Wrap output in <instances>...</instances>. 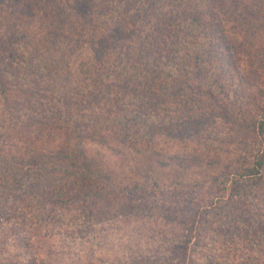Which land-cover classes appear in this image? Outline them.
Masks as SVG:
<instances>
[{
  "label": "trees",
  "instance_id": "trees-1",
  "mask_svg": "<svg viewBox=\"0 0 264 264\" xmlns=\"http://www.w3.org/2000/svg\"><path fill=\"white\" fill-rule=\"evenodd\" d=\"M262 16L264 0H0V95L9 116L0 128L6 126L5 120L13 121L10 128L24 142L25 151L33 152L35 141H44V137L32 134L34 125L53 130L69 128L67 122L61 125L67 116L74 130L83 125L92 131L83 119L91 117L90 121L98 126L100 117L93 110L104 109L112 101L120 117L111 121L113 127L107 129L105 137H113L111 144L123 145L121 153H132V146L136 150L145 134L149 142L156 136L201 142L207 133L229 131L235 140L244 142L226 172L189 179L182 183L183 188H173L168 194L160 191L162 195L136 182L130 185L128 180L89 160L97 178L77 166L75 172L55 169L67 174L66 183H46L43 180L50 171L48 160L54 155L58 159L62 150L54 154L36 150L26 157L0 150L1 170L19 169L18 178H12L15 184H7L0 193V218L10 214L14 203L16 210L25 202L36 214L32 215V223L35 218L48 222L43 234L53 236L63 226L56 209L75 210L79 212L75 218L87 226L84 231L88 234L104 211L139 207L145 218L163 219L183 231L176 235L179 243L167 247L174 259L170 260L172 257L163 255L161 250L151 251L142 256V264H187L193 262L195 249L191 242L203 234V223H213L211 216L220 215L227 207L229 213L225 219L223 215L218 217L221 224L215 225L219 232L223 227L227 233L241 228L248 236L247 249L252 251L259 246L264 239V50L254 49L248 41L253 42L262 30L263 25L258 22ZM250 19L254 24L248 29L252 31L242 32L247 38L230 29L234 21ZM83 46H88L90 53L72 69L71 62ZM243 53L249 59L243 58ZM221 59L230 62L239 82L244 84V99L260 116L239 117L236 109L221 99L219 89H214L209 81L210 64ZM107 75L115 79L108 82L104 79ZM247 86L254 88L248 91ZM134 96L145 107L161 105L166 113L171 108L175 113L169 117L158 115V122L147 121L141 129L143 110L138 106V113L129 110L134 108L135 103H130ZM204 103L210 108L204 110ZM72 104L83 108L74 112ZM26 112L29 113L24 115ZM253 143L259 147L250 148ZM185 153L173 158L198 161L197 154L188 159ZM25 158L29 161L23 163ZM72 166L76 167L75 163ZM154 185L160 187L157 178ZM7 189L14 193H6ZM247 189L252 193V203H248L245 194L241 200L234 199ZM8 196L15 197V202H9ZM136 202L139 203L135 205ZM174 203L175 210L165 208ZM27 220L25 210L20 225L12 227L11 232L32 247L31 236H20L21 230L29 228ZM90 221L92 224L88 225ZM255 259L259 262L257 252L238 262L260 264L254 263ZM38 263L51 264L45 258Z\"/></svg>",
  "mask_w": 264,
  "mask_h": 264
},
{
  "label": "rangeland",
  "instance_id": "rangeland-1",
  "mask_svg": "<svg viewBox=\"0 0 264 264\" xmlns=\"http://www.w3.org/2000/svg\"><path fill=\"white\" fill-rule=\"evenodd\" d=\"M258 22L260 25H263L262 30H259L258 36L253 42L248 41V43H253L252 47L254 49L264 50V17H260ZM233 24L234 26L230 24V29L236 31L235 33L238 35H242L243 33L246 34L252 31L248 28L253 26L254 22L250 19L248 21L243 20V22L234 21ZM245 34L243 35L246 37ZM89 53L90 50L88 46L79 48L71 62V68H76L78 64H80L82 58ZM241 56L249 59L246 53H243ZM242 62L244 63V61ZM210 69H212V73L209 81L212 83L214 89H219L218 92L221 94H219L221 99L226 101V103L228 102L232 109H236L239 117L253 118L256 114L252 111V107L246 102L242 95V91L245 88L244 84L239 82V77L236 72L233 71L230 62L225 59H221V61L217 60L213 64H210ZM104 79L109 82L115 79V77L113 75H107ZM253 88L254 87L247 86L248 91L253 90ZM135 97L136 96L131 98L130 103L131 105L135 103L132 107L137 109L130 107L129 110L137 113L139 110L138 107L143 110L140 113L141 125H143L141 129L147 126L145 124L147 121L150 123L154 121L158 122V115H168L167 117H169V115H171L170 113H175L172 108L166 113L164 109L161 108V105L151 108L145 107V105L140 104ZM57 103L59 106L63 107L61 102ZM75 103H77V101H75ZM111 103L106 104L104 109L99 107L100 109L95 108L93 110V113L96 114L97 112L100 117L98 126L90 121L91 117L83 119V123L89 125L92 131L88 129L87 126L83 127L82 124L83 128L80 126V129L74 130V124L67 121V116L63 117V123H61V125L64 126L67 122L71 126L69 128L65 127L63 129L59 128L53 130L41 125H34L32 134L35 135L34 137H44V141L36 140L32 149L44 151V153L49 154H54L58 150L63 151L62 156L57 154L59 156L58 159H56L55 155L53 159L50 160L46 157L50 162V164L47 162L50 171H48L43 181H46V183L50 182L54 185L66 183L69 179L68 176H65L67 174L60 171L58 172L55 169H67L75 172L78 170L77 166H80L83 170L85 168V173H91L97 178L98 175L91 172L92 166L88 164L89 160L93 165L95 164L98 166V168H103L104 171L108 169L119 178L128 180L130 185L136 182L149 191H157L159 195L164 193L168 194L169 191H173V188L177 190L183 188L185 185L182 183L189 181V179H199L204 176L208 177L226 172L230 169L234 159L237 158L236 156L244 147V142L242 143L240 140H235V136L229 131L221 133L213 131L207 133L208 135H206L201 142L181 141L179 138L174 137L175 139H171L169 136H156L149 142L145 134V139H141L140 142H137L136 150H134L132 146L129 150L133 151L132 153H121L123 145L111 144L110 141L113 140V137L109 139L105 137L106 134H108L107 129L113 127L111 121L117 120L120 117V112L113 106L114 102L112 101ZM204 104L205 105L202 106L204 110L210 108V106L207 107L208 103ZM72 105L74 112L77 111L79 107V110L83 108V106L79 104ZM4 110L3 97L0 95V127L4 119L9 118ZM27 113L29 112L24 113V115H27ZM76 117L80 118V115H76ZM5 122L6 126L0 128V131H2L3 134H10H4V136L0 134V150H2L3 154L11 155L12 153L15 156L26 157L30 153L32 154L36 151H25L24 142L20 140L19 135H17L18 133L14 134V128H10L13 126L10 122L13 121L7 122L5 120ZM37 129H39L38 133L36 132ZM11 133L13 134L12 138ZM28 139L31 141L32 136ZM170 141L174 143L172 144ZM107 143H110L112 146L111 150L107 148ZM183 143H185L186 146H184ZM249 147L257 149L259 144L253 143ZM180 148L184 151H180ZM7 151H9V153H7ZM181 153H185L188 159L190 155L197 154L199 159L191 163V161L185 160V158L181 160L173 158ZM191 159L194 158L192 157ZM23 160V163L29 161L27 158ZM72 163H75L76 167L72 166ZM18 171V167H12L4 172L0 169V189L6 187L7 184L11 185L14 183L12 178H18V175H16ZM70 178L76 180L74 176ZM155 178H157L160 187L154 185ZM122 179L119 181H122ZM189 184H191V182H189ZM160 191L162 194H160ZM3 192L4 189L0 191V193ZM5 192L14 193L11 190ZM243 194L248 196V203H250V201L252 203V193L249 189L237 193L236 196L234 195V199L241 200ZM179 195H181V193ZM14 199L15 197L9 198V202H15ZM144 200H142V202ZM138 203L139 202H136L135 205ZM158 204L161 203L158 201ZM167 205L168 206L165 208L171 210L176 209L175 203ZM15 206L16 204L14 203L8 216L0 218V264H34V260H38L39 262L41 258L48 259V263L51 264H142L144 261L142 256L151 253V251L158 252L161 250L163 255L166 254L167 257H172L169 254L171 249H167V247H171V243L177 242L176 235L183 232L182 229L173 228L171 225L167 224V222H164L163 219L150 220L145 218L140 213L139 207H133L131 209L124 207L115 208L111 212L104 211L102 219H100L99 222H94V230H91L87 234L84 231L87 226L82 225V221H77L75 218L76 214L79 213L78 211L56 209V211H58L56 213L57 218L61 219L60 222L63 226L60 228L59 232L51 236L43 234L48 222H42V220L35 218L32 223V215L36 217V214L33 212L32 208L30 209V207H27L25 202L19 204L16 210H14ZM189 207L191 206L189 205ZM25 210L28 211L26 226L28 225L29 228L21 230L20 236H24L25 238L31 236L33 242L32 247H27L13 231L11 232L12 227L20 225L21 217ZM228 213L229 209L226 207V209L220 212V215L215 216L214 214V216H211V220L214 224L210 223L206 226L203 223V234L194 238L191 242L192 247L195 249L192 257L193 262H188L187 264H220V262L221 264H226L228 260L229 262L234 261V264H239L238 261L242 260V258L253 256L256 252L261 261L259 259V262H256L257 260L255 259L253 262L264 264V239L260 242L261 244L259 246H255L251 251L247 249V247H249L246 244L248 242L246 241L248 236L246 233H243L244 230L241 231V228H233L227 233L223 227L219 232L220 228L217 229L219 226H215L221 224L218 217L223 215L225 219V214ZM225 222L227 226H232L230 222ZM30 223L32 224L30 225ZM91 224L92 221L88 223V225ZM184 231L188 233L189 229ZM167 238L171 239L170 242L166 240ZM177 243H179V241ZM173 257L169 259H174ZM38 262L37 264H39Z\"/></svg>",
  "mask_w": 264,
  "mask_h": 264
}]
</instances>
